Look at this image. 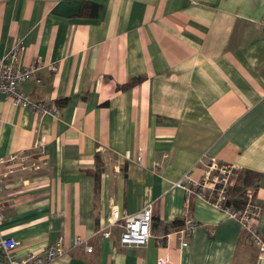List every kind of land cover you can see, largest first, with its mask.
Masks as SVG:
<instances>
[{
  "label": "crops",
  "instance_id": "1",
  "mask_svg": "<svg viewBox=\"0 0 264 264\" xmlns=\"http://www.w3.org/2000/svg\"><path fill=\"white\" fill-rule=\"evenodd\" d=\"M17 39L20 65L57 64L19 84L53 114L0 93V158L47 149L40 169L0 184V228L21 241L18 256L62 237L52 264H264L241 222L196 196L189 244L171 227L187 198L173 183L217 158L257 173L264 236V0H0V59ZM149 203L146 246L98 231L114 205L133 214Z\"/></svg>",
  "mask_w": 264,
  "mask_h": 264
},
{
  "label": "built area",
  "instance_id": "2",
  "mask_svg": "<svg viewBox=\"0 0 264 264\" xmlns=\"http://www.w3.org/2000/svg\"><path fill=\"white\" fill-rule=\"evenodd\" d=\"M24 48L23 40L17 39L10 51L4 58L0 59V93L11 99L13 103L21 107L31 108L39 113L55 112V107L47 106L40 101H35L26 95L19 84L35 75L37 71L45 65V61L38 58L28 65H20L18 59ZM52 69L57 68L56 63H51ZM40 81V78H38ZM38 149L37 160H31L29 151H19L0 158V184L5 179L18 170L40 169L42 164L47 163V149L43 143H36ZM167 154L162 160L154 162L156 167L166 160ZM142 162V155L138 156ZM202 161V159H199ZM239 168L233 163H225L217 158H211L205 166L203 175L200 178L193 177L192 173H186L173 185L182 187L186 192L185 201V225L180 229L183 244L188 245L191 232L198 222L189 212L191 197L196 196L206 201L215 208L221 210L226 216L238 219L243 230L250 241L258 247L259 255L264 257V236L259 232L257 222L261 214V205L256 201V185H248L245 189V202L243 206L237 207L231 202V191L237 182ZM1 190V185H0ZM4 202L0 199V221L3 217ZM152 206L147 205L141 211L133 214L122 213L117 206L112 207L109 217L108 227L120 225L121 241L126 245L145 246L151 238ZM102 225L99 230L103 232ZM105 235H109V230H104ZM83 242L81 239L78 243ZM21 241L12 235H3L0 228V264H52L66 252L64 240L59 237L53 244L42 247L38 250L29 251L24 256H18L16 248ZM87 250L92 251V247L87 245ZM157 264H179L174 263L168 257H159Z\"/></svg>",
  "mask_w": 264,
  "mask_h": 264
},
{
  "label": "trees",
  "instance_id": "3",
  "mask_svg": "<svg viewBox=\"0 0 264 264\" xmlns=\"http://www.w3.org/2000/svg\"><path fill=\"white\" fill-rule=\"evenodd\" d=\"M143 77H137V78H133L132 80H130L129 82H127L126 84H124L122 86V88L126 89V88H129V87H132L134 84H136L137 82H140L142 80ZM257 175L256 172L254 171H249V170H245L243 172H240L238 173V178H237V188H236V191H235V194H238L239 196H243L244 195V192H245V189L248 185H256L255 181L253 180L254 177ZM99 177H100V170H98L96 172V178H97V183H99ZM243 199V200H242ZM236 201V199H235ZM237 201H243V204L245 202V196L242 197L240 200L239 198L237 199ZM231 202L235 205L236 203H234V201L231 199ZM243 206V205H241ZM241 206H237V207H241ZM183 224V221L181 220H176L172 223L171 227H174V228H178L180 227L181 225ZM244 231V230H243ZM245 233V231H244ZM249 238V237H248ZM250 240V239H249ZM251 242V241H250ZM252 243V242H251ZM253 244V243H252ZM254 245V244H253ZM255 246V245H254ZM258 249V247H257ZM259 253V251H258Z\"/></svg>",
  "mask_w": 264,
  "mask_h": 264
},
{
  "label": "rangeland",
  "instance_id": "4",
  "mask_svg": "<svg viewBox=\"0 0 264 264\" xmlns=\"http://www.w3.org/2000/svg\"><path fill=\"white\" fill-rule=\"evenodd\" d=\"M37 59H38V58H37ZM45 65H50V66H51V63H45ZM45 65H44V66H45ZM138 156H139V155H138ZM137 160H138V157H137ZM138 162H139V160H138ZM139 163H142V162H139ZM205 166H206V163H205ZM177 181H178V180H177ZM244 193H245V192H244ZM190 203H191V202H190ZM149 204H150V206H152V213H153V207H154V204H153V203H149ZM149 204H147V205H149ZM147 205H145L143 208H145ZM143 208H142V209H143ZM142 209H141V210H142ZM189 209H190V205H189ZM120 210H121V209H120ZM141 210H140V211H141ZM111 211H112V210H111ZM121 212H122V213L131 214V213H128V212H126V211H122V210H121ZM137 212H139V211H137ZM137 212H136V213H137ZM152 223H153V218H152ZM185 223H186V219L183 220V224H182L181 226L183 227V226L185 225ZM109 224H110V222H109V218H108V221L106 222V224H105L104 227H103L104 229H102L103 232H102L101 230H98V231H99L101 234H103L105 237H111V236L113 235V229H114V228H118V229H119V238H118V239H119V243H120L121 245L127 246L126 244H123L122 241H121V230H122V229H121L120 225L117 224V225H115V226H112L111 229H110V228L108 227ZM181 226L178 227V228L176 229V233H177V235H178V237H179V239H180V243H181V245H182V246H186L185 244H183V239H182V237H181V233H180V229L182 228ZM104 230H109L110 233H109L108 236L105 235V231H104ZM151 234H152V225H151ZM151 237H152V235H151ZM150 239H151V238H150ZM188 241H189V238H188ZM85 242H86V241H85ZM86 243H87V242H86ZM148 243H149V242H148ZM148 243H147V244H148ZM88 245L92 247V245H90V244H88ZM128 246H135V245H128ZM145 246H146V245H145ZM92 250H93V247H92ZM89 252H91V251H89ZM160 257H163V256H160ZM164 257H165V256H164ZM174 263H175V262H174Z\"/></svg>",
  "mask_w": 264,
  "mask_h": 264
}]
</instances>
